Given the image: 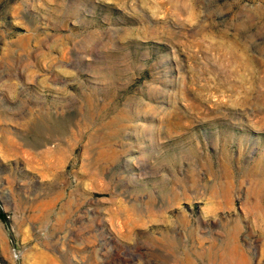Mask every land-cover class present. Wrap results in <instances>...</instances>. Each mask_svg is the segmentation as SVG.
Instances as JSON below:
<instances>
[{
  "label": "rangeland",
  "instance_id": "1",
  "mask_svg": "<svg viewBox=\"0 0 264 264\" xmlns=\"http://www.w3.org/2000/svg\"><path fill=\"white\" fill-rule=\"evenodd\" d=\"M0 264H264V0H0Z\"/></svg>",
  "mask_w": 264,
  "mask_h": 264
}]
</instances>
